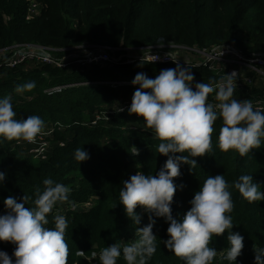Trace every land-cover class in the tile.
Masks as SVG:
<instances>
[{
    "label": "trees",
    "instance_id": "obj_1",
    "mask_svg": "<svg viewBox=\"0 0 264 264\" xmlns=\"http://www.w3.org/2000/svg\"><path fill=\"white\" fill-rule=\"evenodd\" d=\"M36 1L43 5L42 13L28 21L26 0H0V50L14 44L41 45L58 50L55 55L63 57L70 49L103 46L117 49L115 55L119 57L130 49L154 47L162 39L167 44L201 49L232 45L246 55L264 53V0ZM167 68L175 67L147 65L134 69L112 65L106 69H91L85 74L38 65L2 71L0 97H12L16 119L38 115L44 121V128L59 124L64 130L54 133L48 159L41 162L26 155L23 140H0V171L6 173V180L0 183V215L5 213V198L10 195L18 200L24 195L34 197L37 188L43 190L42 181L50 177L71 189L68 201L63 204L78 206V210L64 214L68 218L67 264H90L78 254L89 256L93 250H102L118 241L134 240L136 225L118 205L119 188L122 181L137 171L155 174L167 157L159 155L156 150L159 141L139 117L129 115L127 110L116 111L123 99L133 96V89L116 90L94 82L132 81L138 72L154 79ZM191 71L192 86L219 81L208 69ZM29 81H35L34 89L15 92L18 85ZM84 83L89 84L78 85ZM59 86L67 87L52 95L46 93ZM243 96L245 93L235 91L233 98ZM214 98L215 94H210L209 101L213 102ZM259 98L264 100V95L259 94ZM107 109L114 111L109 121L94 127L85 126L98 111ZM220 123L218 120L214 125L212 150L204 157L195 158L198 167L193 172L189 166L182 165L181 175L174 180L178 186L171 205L175 219L182 218L190 209L189 202L207 175H225L232 184L239 175L251 174L264 191V144L243 157L234 150L220 151L216 147ZM133 145L139 150L138 156L128 152ZM78 147L89 153V159L81 164L73 158ZM230 190L234 201L232 231L244 237L237 264H254V247H264V201L249 203L237 190ZM89 200L93 202L92 207L80 211L79 207ZM26 206H32L31 200ZM136 212L141 215L139 227L147 225L148 214L139 207ZM155 219L153 232L158 237L157 251L147 264H182L181 259L164 246L168 224L163 218ZM226 236L227 233L214 237L210 246L223 251L228 246ZM13 250L14 245L0 242V251L11 256ZM117 264L126 262L121 258ZM212 264L230 262L218 256Z\"/></svg>",
    "mask_w": 264,
    "mask_h": 264
},
{
    "label": "clouds",
    "instance_id": "obj_2",
    "mask_svg": "<svg viewBox=\"0 0 264 264\" xmlns=\"http://www.w3.org/2000/svg\"><path fill=\"white\" fill-rule=\"evenodd\" d=\"M144 60L142 55L140 64ZM157 60L158 56L150 54L147 64ZM172 61L176 67L161 70L154 79L138 72L131 82L138 87L127 112L139 117L145 128L151 130L159 141L157 152L167 159L155 174L137 171L122 181L118 205L136 225L135 239L104 247L98 253L99 264H117L121 258L126 264H147L157 251L155 218H163L168 224L164 246L182 264H212L218 256L237 264L244 237L232 231L234 201L230 189L237 190L249 203L264 201L262 185L254 182L251 174L239 175L232 184L225 175H207L190 200V209L182 218H173L171 205L178 187L174 180L181 175L182 165L189 166L193 172L198 167L195 158L204 157L212 150L215 123L221 122L216 147L223 152L234 150L243 157L264 144V110L254 106L250 99L233 98L237 72L223 74L218 82L196 83L193 89L192 68L187 64L182 66L178 60ZM35 87V81H29L18 85L15 92L24 93ZM213 93L215 103L209 101ZM16 115L12 97H0V140L34 141L42 132L44 121L38 115H29L27 119H16ZM128 152L139 155L134 145ZM73 158L81 164L89 159V153L78 147ZM5 180L6 173L0 171V183ZM42 183L43 190L37 188L34 197L24 195L18 200L10 195L3 200L5 213L0 215V242L14 245V250L11 256L0 251V264H67L68 218L54 209L68 201L71 189L50 177ZM30 200L32 206H26ZM137 207L148 214V223L143 227H139L141 215L136 212ZM50 223L52 227L48 226ZM225 233L228 246L218 252L210 246L211 242ZM254 253V264H264V247H254Z\"/></svg>",
    "mask_w": 264,
    "mask_h": 264
},
{
    "label": "built area",
    "instance_id": "obj_3",
    "mask_svg": "<svg viewBox=\"0 0 264 264\" xmlns=\"http://www.w3.org/2000/svg\"><path fill=\"white\" fill-rule=\"evenodd\" d=\"M28 3L27 20H32L42 13L43 5L36 0H26ZM71 50V51H70ZM63 57L55 54L56 49L44 47L41 45H20L14 44L9 48L0 50V73L6 70H15L17 68L28 69L32 66L50 65L54 68L67 70L69 72L78 71L88 73L91 69H106L112 65L129 66L134 69L147 65H171L176 67L172 60H178L182 66H189L192 69L204 68L219 77L223 74L237 72L236 92H243L245 96L238 100L250 99L254 106L264 110V100L259 98V94L264 95V53L246 55L242 50L232 45L212 46L210 48L187 47L181 45L167 44L164 40H159L158 44L151 48L130 49L125 55L116 56L117 49L103 46L83 47L79 49H70ZM82 50L81 53L76 52ZM150 54L158 56L159 60L148 63ZM142 55L145 60L140 64ZM172 59V60H171ZM187 64V65H186ZM132 81H107L94 82L96 85L111 86L114 89L120 87H131L133 94L136 87ZM89 83L78 84L86 85ZM77 86V85H73ZM67 86H59L46 91L47 94L60 92ZM195 89V86H192ZM255 92H258L255 94ZM212 95V94H211ZM258 95V96H256ZM132 96L123 99L119 109L124 111L130 107ZM215 98L213 103H215ZM116 110L118 113L124 111ZM114 111H98L94 119L85 126L94 127L102 122L109 121ZM137 129V128H135ZM64 127L56 124L49 128H44L42 132L32 142L24 141V150L28 157L36 162L46 161L51 149L52 140L56 131H62ZM64 146L63 143L60 144ZM93 202L88 208H91ZM71 207V206H70ZM78 206L72 207V211Z\"/></svg>",
    "mask_w": 264,
    "mask_h": 264
},
{
    "label": "rangeland",
    "instance_id": "obj_4",
    "mask_svg": "<svg viewBox=\"0 0 264 264\" xmlns=\"http://www.w3.org/2000/svg\"><path fill=\"white\" fill-rule=\"evenodd\" d=\"M76 52L81 53L82 50H77ZM23 67H25V66H22L21 68H23ZM90 201L91 200H89L88 202H86L85 206L79 207V210L80 211H85L91 205V202ZM71 209H72V206L70 207L69 205L67 206V204L60 203L54 209V212H57L58 211V212H60L62 214H65L67 211H69ZM76 209L78 210V208H76ZM124 243H126V242H124ZM100 251H101V249H96V250H93L92 253L89 256L85 255L84 253H79L78 256L81 257V258H83V260L84 259H87L85 261H88V263H90V264H99V261H98V253Z\"/></svg>",
    "mask_w": 264,
    "mask_h": 264
}]
</instances>
